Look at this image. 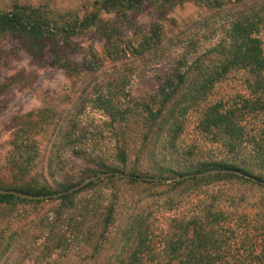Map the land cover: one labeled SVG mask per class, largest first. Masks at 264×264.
I'll return each instance as SVG.
<instances>
[{"label": "rangeland", "instance_id": "374dc122", "mask_svg": "<svg viewBox=\"0 0 264 264\" xmlns=\"http://www.w3.org/2000/svg\"><path fill=\"white\" fill-rule=\"evenodd\" d=\"M107 1L0 0V15L19 4L28 6L25 20L42 11L58 23L54 34L28 41L0 32V186L25 181L62 191L68 183L88 180L82 173L93 166L94 157L126 175L138 172L159 177L163 170L167 171L163 179L173 180L179 174L172 171L181 172L191 164L253 163L255 158L248 156L254 148L250 143L234 155L224 142L204 135L199 128L202 107L184 111L187 104L180 105L181 96L167 106L163 122L151 124L146 116L147 110L161 103L160 88L169 80L177 83V68L188 73V87L199 77L193 67L198 57L205 65L217 60V46L229 40L232 20L244 15L250 0H142L132 9L127 7L129 0L116 7ZM261 6L257 10L262 12ZM257 35L264 50V30ZM263 81L262 71L233 69L211 87L201 104L232 108L246 137L258 139L264 133V109L258 106L262 109L254 111L245 105L264 103ZM106 99L118 101L121 110L128 108L127 120H116L115 110L102 104ZM47 113L54 118L53 124L65 118L64 130L71 128L75 118L77 136L86 135L62 150L50 169L48 159L56 156L61 144L54 138L56 145L52 142L47 147L57 132L49 126ZM177 121L182 130L174 150L164 141L167 128ZM143 134H161L159 143H144ZM36 148L39 157L34 154ZM78 150L80 155L75 153ZM121 150L127 153L126 164L117 157ZM42 165H46L44 170ZM251 173L264 179L260 166L252 167ZM172 183L102 179L80 190L69 206L61 200L0 206V264H117L120 256L132 255L133 239L140 237L138 228L134 229L137 220L144 223L142 237L155 248L153 255H144L145 264H166L181 235L184 212L199 205L226 214L227 246L222 252L226 264H264V185L229 178L203 182L188 191L198 183L178 188ZM111 209L114 223L101 238L104 218Z\"/></svg>", "mask_w": 264, "mask_h": 264}, {"label": "trees", "instance_id": "16d2710c", "mask_svg": "<svg viewBox=\"0 0 264 264\" xmlns=\"http://www.w3.org/2000/svg\"><path fill=\"white\" fill-rule=\"evenodd\" d=\"M122 1L123 0H108L107 4L110 5V7H116ZM129 1L130 2L127 6L129 9L138 7L142 4V0ZM163 1L165 3L168 2V0ZM260 1L263 2V0H250V6L247 8V11L244 12V15H241L235 20H232L231 28L227 30V33H229V40L219 44L217 48L215 47V52L220 55L217 60L210 59L211 63H207L205 65V63L203 64L202 62H199L201 59L198 57V61L195 62L196 64L194 63L195 65L193 67L194 70H196L197 74H199V77L197 76L195 78V81L190 83V86L188 87L186 86L188 73L183 72L182 68H177L174 73L177 83L175 81L172 82L171 80H169L165 86H162L160 88V90L158 91V96H160L161 103L159 105L155 104V107H157L155 109L156 111L147 110L148 114L146 115L148 117V121L151 124L163 122L164 113L167 106L174 99H176L177 96H181L182 102L180 105L182 106L184 104H187V107L184 108V111H189V109L191 110L192 107L197 109H200V106L202 107L203 118L199 124V128L204 135L209 136L210 134L214 141L224 142L228 147V151L234 155L240 154L241 151L244 152V150H246L247 148L241 149V146L243 144L250 143V145L254 148L251 149L249 153H251L253 156H251L249 153L248 156L249 158H255L252 159V162L255 164L251 163L248 165L250 160L245 161L246 164H244V166H238L236 164L234 165L225 161L201 162L199 164H191L189 166H185L187 167V171H185V167L182 168L181 172L172 171V173L179 174L177 179L183 178L185 175H195V177L188 180L172 183V186H174L175 188L184 186L186 184L188 185L191 182H197L198 184L188 189V191H194L195 189H198L200 187L199 184L203 182L210 184L213 182H220L223 179L228 180L229 178H237L254 184H259L261 186L264 185L263 177L251 173L252 167L260 166L264 168V133L260 135L258 139L253 138V140H250L246 137V134L244 133L243 128L240 125V120L238 119L237 114L232 108H226V106L221 103L208 106H203V104H201V102L204 103V101L206 100L207 94L209 93L211 87H214L215 83L223 80L231 70L254 69L256 71L264 72L263 42L257 35L258 32H262L264 30V15L263 18H261V13L263 12L264 14V2L260 3ZM259 5H262V12L260 10H257V7ZM27 11L28 6L14 4L12 11L0 15V32H12L15 33L18 38L28 41V39H39L46 33L54 34L53 32L58 31V23L56 22V19L50 20L48 17H46L47 15H44V13L41 11L37 16L25 20L24 16ZM256 14L259 15L258 20ZM47 19L52 23H50ZM194 23L195 25L199 26L198 22ZM262 84L264 86V81L262 82ZM183 86L186 88V90L184 89L185 92H182L180 94V89ZM258 90H260V88H258ZM261 90L264 91V88ZM112 99L115 100L114 98ZM117 103L118 101H111L109 99L102 101V104L106 109H110L112 107V109L115 110V112L117 113V115H115L116 120H127V118L129 117L128 114L131 113L130 110L128 108L121 110ZM245 106L248 108L252 107L254 111L262 109L258 106H261L264 109V103H261V100L256 101V103H251L248 101ZM48 114L49 113L45 115L47 122L50 123L49 126H54V130H56L57 132L49 138L50 140H48L47 142V147L54 141V138H56V140H58L61 144V148L58 149V152H56V156H50L48 159L47 168L50 169L53 167L56 160L60 159V152L62 150H65L78 142L80 143L81 140L86 138V135L83 134L77 136L76 133L78 131L76 129L77 126L75 125V118L71 121V128L69 130H64L63 126L66 124V119L61 116L58 120H55V123L53 124L52 122L54 118L50 117ZM172 117L173 116H170L169 119L172 120ZM167 129L166 130L168 134L165 133L167 139L164 142L167 146L175 150L176 141L182 130L181 123L179 121H177L176 123L174 122V124L170 125ZM160 136L161 134H159V136L156 135L155 137H151V135L145 134L141 137H143L142 141L144 143L152 142L154 144H158ZM54 145H56V142L54 143ZM47 147L45 149L48 150ZM47 152L48 151L45 150V154H43L44 160L47 156ZM75 153L78 155L81 154L80 150L76 151ZM34 154L39 157L38 148L35 149ZM254 154L256 156H254ZM117 157L121 163H127L126 151H119ZM93 159L94 160L90 161L93 166L85 168L82 173V175L85 177L84 179H90L100 174L119 172L118 169L108 167L106 163H104L102 158L94 157ZM24 161L26 163V159ZM45 167L46 165H42L43 170ZM166 173L161 170L159 177L151 176L148 174L146 176L163 179ZM200 174L205 175H202V177H200ZM130 176L141 177L142 175L138 172H132ZM198 176L200 178H198ZM118 178L120 177L112 176L105 179L115 180ZM101 180L102 179L98 181ZM129 180L132 182L137 181L134 179ZM98 181L91 183L86 187V189L95 186ZM20 182L21 183H14L8 188H3L0 186V190H11L33 196H43L65 192L79 185L68 183L66 189L57 192L50 191L45 188H39L34 183H27L25 181ZM82 190H85V188ZM81 192L82 191H76L62 198L53 200H61L63 201V204L65 206H69L73 201V198L76 195H79ZM46 201L50 200L33 201L13 196L0 195V206L2 207H12L18 203L41 204ZM210 208L211 207L209 206L203 207V205H199L197 206V208L191 211L189 210L187 212H184L183 219L180 221L179 226L181 235H179L177 241L173 243L171 249L173 256L171 260H169L166 264H173V262L176 264L175 261H177L178 264H226L225 257L223 258L222 256V252L227 246V238L224 234L226 232V228L224 227V225L227 224L228 220L227 218H225L226 214L223 211H214ZM141 221L142 220H137L136 222L138 223V227L134 228H138L137 233L140 237L133 239L136 242V245L133 248L132 255L129 258L120 256L118 258L117 264H145L144 255H146L147 253L153 255L155 253V248L154 246L149 244L148 238L146 236H144V238L142 237L145 229L144 223ZM113 223L114 209H111L107 212L104 218L105 230L101 235V238L105 237V233H107L106 231L109 229V227H111ZM82 228L83 226L80 227V229ZM131 228H129V231H127L126 235L130 234ZM130 241H132V239H130ZM98 250L99 247L97 246L95 248V251ZM113 264L116 263L114 262Z\"/></svg>", "mask_w": 264, "mask_h": 264}, {"label": "water", "instance_id": "95a60500", "mask_svg": "<svg viewBox=\"0 0 264 264\" xmlns=\"http://www.w3.org/2000/svg\"><path fill=\"white\" fill-rule=\"evenodd\" d=\"M200 175H205V174H200ZM112 176H116V177H124V178H129V179H134L137 181H143V182H150V183H171V182H178V181H182L185 179H190L195 177V175H190L187 176L185 178H179V179H161V178H153V177H149V176H130V175H126L123 174L121 172H115V173H105V174H100L98 176H94L88 180H86L85 182L75 186L74 188L65 191V192H60L58 194H53V195H43V196H33V195H29V194H24L21 192H17V191H11V190H0V195H4V196H13V197H17V198H21V199H25V200H33V201H44V200H53V199H58V198H62L66 195L72 194L76 191H80L84 188H86L88 185H90L93 182H96L100 179H105V178H109Z\"/></svg>", "mask_w": 264, "mask_h": 264}]
</instances>
